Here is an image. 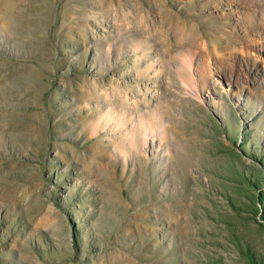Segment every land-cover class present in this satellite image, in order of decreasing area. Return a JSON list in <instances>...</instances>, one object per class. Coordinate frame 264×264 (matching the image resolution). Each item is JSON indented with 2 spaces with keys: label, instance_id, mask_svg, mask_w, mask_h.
Instances as JSON below:
<instances>
[{
  "label": "rangeland",
  "instance_id": "374dc122",
  "mask_svg": "<svg viewBox=\"0 0 264 264\" xmlns=\"http://www.w3.org/2000/svg\"><path fill=\"white\" fill-rule=\"evenodd\" d=\"M0 264H264V0H0Z\"/></svg>",
  "mask_w": 264,
  "mask_h": 264
},
{
  "label": "bare ground",
  "instance_id": "6f19581e",
  "mask_svg": "<svg viewBox=\"0 0 264 264\" xmlns=\"http://www.w3.org/2000/svg\"><path fill=\"white\" fill-rule=\"evenodd\" d=\"M187 65V64H186Z\"/></svg>",
  "mask_w": 264,
  "mask_h": 264
}]
</instances>
